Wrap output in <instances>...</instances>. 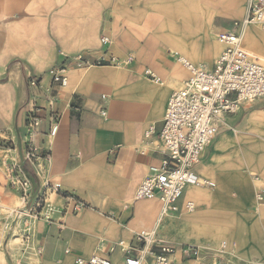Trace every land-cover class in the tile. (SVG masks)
<instances>
[{
    "label": "crops",
    "instance_id": "obj_1",
    "mask_svg": "<svg viewBox=\"0 0 264 264\" xmlns=\"http://www.w3.org/2000/svg\"><path fill=\"white\" fill-rule=\"evenodd\" d=\"M108 1L0 0V35L6 42L5 48L0 46V74L7 80L0 87V127L15 129L24 142L27 120L36 115L41 122L34 141L51 158L40 159L38 168L27 164L26 174L37 186L41 171L88 205L76 216L37 222L31 238L33 249L40 250L36 264H74L75 254L89 257L96 250L108 256L111 245L130 243L136 233L157 226L161 238L177 247L214 248L225 241L243 260L264 261V205L256 201L257 190L264 189V98L227 115L216 139L194 166L193 171L214 182V188L187 185L179 212L168 214L159 224L161 203L135 199L150 166L164 158L154 144L145 142L144 133L150 125L156 132L161 130L170 96L189 76L177 57L194 64L204 60L196 65L213 64L224 46L218 35L213 45L201 42L218 29L233 26L217 23V7L202 0L156 3L153 16L141 15L135 0H113L111 11ZM150 3L144 0L139 7L147 12ZM241 5L245 10L239 20L246 16L247 0H241ZM38 15L43 17V27L35 23ZM9 20L11 29L5 24ZM152 23L157 26L155 34L148 31ZM10 31L48 33L53 49L48 61L38 60L39 37L27 46L17 40L10 49ZM103 36L109 37V45L101 43ZM242 36L243 46L264 58V30L250 26ZM80 55L90 66H76L72 58ZM129 57L133 61L127 63ZM10 58H22L21 65L32 67L8 73L2 66ZM112 58L120 62L111 63ZM54 66L64 68V86L47 74ZM146 70L162 82L146 77ZM33 78L40 85L30 86ZM56 116L59 127L52 137ZM50 200L57 206L63 202L55 195ZM189 201L197 206L192 213L185 209ZM67 248L73 253L66 254ZM110 257L121 264L125 255L118 250ZM0 264H9L6 254L0 255Z\"/></svg>",
    "mask_w": 264,
    "mask_h": 264
},
{
    "label": "built area",
    "instance_id": "obj_2",
    "mask_svg": "<svg viewBox=\"0 0 264 264\" xmlns=\"http://www.w3.org/2000/svg\"><path fill=\"white\" fill-rule=\"evenodd\" d=\"M247 3L246 16L236 20L232 29L218 34V41L224 46V50L211 66L196 65L177 57L189 76L182 88L170 96L161 130L156 132V127L150 125L144 133L145 142L154 144L155 150L164 158L160 164L150 166L148 175L135 193V199L158 200L161 203L158 224L168 214L179 212L178 202L187 185L215 187L214 182L200 178L193 171L194 166L218 135L227 115L236 114L242 107L264 98V58L247 50L243 46L242 36V32L250 26H258L264 30V0H247ZM101 43L109 45V37L103 36ZM72 61L79 68L90 66L83 55L72 58ZM131 61V57L126 60L127 63ZM119 62L116 58L111 59V63ZM63 69L54 66L47 72L53 82L61 86L67 82ZM145 76L157 83L162 82L150 70L145 71ZM29 84L38 86L40 80L33 78ZM102 115H106L105 110ZM40 122L36 115L29 116L25 141L22 142L23 160H7L8 183L18 194L21 205L9 212L5 229L12 236L16 232L14 226L17 223L18 228L23 226L20 230L22 243L16 244L19 245L17 250L13 251L8 244L0 246V253L8 256L9 264H34L30 260L29 250H34L31 238L37 222H55L57 216L78 215L88 207L75 194L66 191L61 183L46 179L41 171L37 173V186L26 174L27 164L38 168L40 159L49 161L51 158L50 152L42 151L34 141ZM58 124L56 116L53 118L50 136L56 135ZM53 195L63 200L61 206L50 200ZM256 201L264 205V189L257 190ZM185 209L192 213L197 206L189 201L186 202ZM16 237L19 236L16 234ZM118 250L125 255L121 264H264V261L243 260L225 241L214 248L193 245L177 247L161 238L158 226L151 231L136 233L132 242L127 245L124 241L111 245L108 256L96 253L85 257L75 254L74 264H115L110 256ZM35 251L38 257L40 250L35 248ZM65 253L73 252L67 248Z\"/></svg>",
    "mask_w": 264,
    "mask_h": 264
},
{
    "label": "rangeland",
    "instance_id": "obj_3",
    "mask_svg": "<svg viewBox=\"0 0 264 264\" xmlns=\"http://www.w3.org/2000/svg\"><path fill=\"white\" fill-rule=\"evenodd\" d=\"M175 1H179V0H151V6L149 5L148 8L146 9L147 12H145V9H141L139 7L140 4H142V6L144 5V0H135L136 5H137V10L138 12L141 13V15H146L148 13V16H153L154 14H156V3H158V5H164V4H169V3H173ZM204 2H207L208 4H214L217 7V11H216V20L217 23L219 22H224V24L227 25L228 27H232L234 25V22L236 20H239L243 14H244V6L241 5V0H202ZM59 3V2H58ZM109 4V9L110 11L112 10V5L114 4L113 0H109L108 1ZM162 17H164L163 13H159ZM34 19H37L35 23L40 24L42 27L44 25V21H43V17L42 16H35ZM162 22H163V18H162ZM46 23V22H45ZM5 24L9 25L10 29L12 28V21H5ZM163 25V24H162ZM161 25V26H162ZM157 27V26H156ZM155 25H150L148 26V31L150 34H155ZM226 29H218L215 34L212 35V37H210L209 40L201 42L205 45H213L216 42V36L218 35V33L225 31ZM5 37V35H3ZM3 36L0 35V46L2 48H5L6 46V42L3 40ZM33 37H39L40 38V43H39V56L38 60L40 62H47L48 59L50 58L53 49L51 48V44L52 42L49 40L48 38V33L45 32H40L39 34L37 33H33V32H19V33H12L11 31L8 33V39H7V43L9 42V47L11 44L15 43V41L17 40H21L24 42V44L29 45L30 40H32ZM201 40V39H200ZM244 44V42H243ZM245 45V44H244ZM11 49V47H10ZM192 49V47H191ZM176 50V49H174ZM195 51V50H194ZM222 51H220V53L214 58L216 59ZM182 55V54H181ZM21 60L22 58H10L7 62V64H5L4 67L6 72H10V73H14L15 70H20L21 68H23V70L25 68H30L32 66L29 65H21ZM204 62V60H200L198 62H196V64H200ZM212 64V63H211ZM211 64L209 66H211ZM21 67V68H20ZM37 68V66H34ZM40 68L44 69L45 65H41L39 66ZM22 70V69H21ZM7 85V80L5 77H2L0 74V87H4ZM182 87H180L179 89H181ZM250 105H246L244 107H249ZM244 107H242V109L239 112H242L244 110ZM254 111V109L252 110H248V112H245L244 114V118H248L249 115ZM18 134H16L15 129H3L0 127V205H5L8 206L10 208H17L18 206L21 205V200L18 196V194L13 190V188L11 186H9L8 183V179L6 176V167H7V160H15L16 161H22L23 160V156H24V146L22 143H20L18 141ZM217 137V136H216ZM215 137V139H216ZM214 139V140H215ZM213 140V141H214ZM18 153V157L15 158V154ZM254 176H256V173H254ZM61 199V198H60ZM8 215L9 212L6 210H3L0 208V227H1V231H4V237L2 238V240L0 241L2 243V245L6 246L8 244V247L11 248L13 251L17 250L19 245V243H22V239L20 237V230L21 228H23L22 225H20V227L18 228V230H16L15 234H17V238H19L18 240H16L15 242H10L9 243V239L12 237L11 236V232L7 233V229H5L6 226V222L8 219ZM69 215H73V214H69ZM74 216V215H73ZM76 216V215H75ZM225 240V239H221ZM220 242V241H219ZM218 242V243H219ZM129 243V241H126L125 244L127 245ZM217 243V244H218ZM1 246V244H0ZM16 246V248H15ZM31 251V252H30ZM30 252V260L31 262H33L34 264H36V251L35 250H29ZM97 253V250L94 251ZM0 255L2 257H4V253L1 252Z\"/></svg>",
    "mask_w": 264,
    "mask_h": 264
},
{
    "label": "bare ground",
    "instance_id": "obj_4",
    "mask_svg": "<svg viewBox=\"0 0 264 264\" xmlns=\"http://www.w3.org/2000/svg\"><path fill=\"white\" fill-rule=\"evenodd\" d=\"M13 209V208H12ZM12 209H9V211L8 212H10ZM18 225H19V223H17V225L16 226H14V232L16 231V229L18 228ZM16 240H18L17 239V237H16V234L14 233L13 235H12V237L9 239V243L12 241V242H15Z\"/></svg>",
    "mask_w": 264,
    "mask_h": 264
},
{
    "label": "water",
    "instance_id": "obj_5",
    "mask_svg": "<svg viewBox=\"0 0 264 264\" xmlns=\"http://www.w3.org/2000/svg\"><path fill=\"white\" fill-rule=\"evenodd\" d=\"M19 142L22 143L21 139H19Z\"/></svg>",
    "mask_w": 264,
    "mask_h": 264
}]
</instances>
